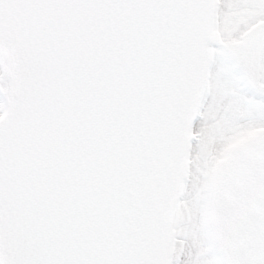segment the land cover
<instances>
[{"label": "snow or ice", "instance_id": "obj_1", "mask_svg": "<svg viewBox=\"0 0 264 264\" xmlns=\"http://www.w3.org/2000/svg\"><path fill=\"white\" fill-rule=\"evenodd\" d=\"M0 264H264V0H0Z\"/></svg>", "mask_w": 264, "mask_h": 264}]
</instances>
